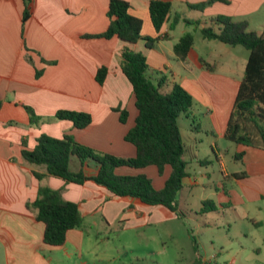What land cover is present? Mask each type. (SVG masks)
Segmentation results:
<instances>
[{
	"label": "crops",
	"instance_id": "0c3cea01",
	"mask_svg": "<svg viewBox=\"0 0 264 264\" xmlns=\"http://www.w3.org/2000/svg\"><path fill=\"white\" fill-rule=\"evenodd\" d=\"M108 1L31 0L29 18L22 23L23 0H0V264H91L92 260L75 262L83 257L85 244L88 250L92 243L104 238V232H99L89 243V227L99 222L110 224L121 220L119 229H123L164 223L179 217L162 205L115 196L92 181L76 184L49 174L39 179L33 172L45 173V167L28 163L21 154L23 147L33 149L37 137L44 133L53 137L69 134L95 150L120 157L135 155L134 145L124 139L137 116L132 86L120 67L121 50L127 43L115 36L108 39L84 36L101 33L107 28ZM126 1L130 4V13L142 19V35L160 37L152 48H147L143 39L127 45L146 56L148 69L156 71L155 79L166 78L164 89H169L170 83L178 82L205 106L215 127L216 139L210 142V147L227 184L222 179L213 184L214 198H201L202 207L205 201H211L213 206L207 209L205 206L202 213L218 211V206L229 208L249 221L255 230H261L258 240L254 238L252 246L246 250V259L249 258L246 264H264V149L236 143L231 157L238 160L242 168L229 170L225 160L229 148L218 144L219 140L226 139L227 121L249 51L243 46L241 49V45L225 44L217 52L218 45L204 39L200 33L198 45L194 37L187 60L182 61L173 52L175 42L171 47L166 42L171 40L169 25L174 19L177 23L173 29L181 22L191 24L194 21H198L200 29L218 14L245 19L250 29L261 32L264 0L215 1L202 9L191 6L206 0H166L170 3V11L158 32L150 19L151 0ZM186 8L199 11L200 16L187 17L184 14ZM253 23L258 26L251 28ZM207 45L217 46V56L213 57V49L204 52L203 47ZM237 57L241 61L239 74H236ZM201 59L214 66L213 70L204 67ZM100 66L107 68L102 84L95 79ZM23 105L32 107L35 114L44 118H53L59 109L86 111L91 122L81 129L63 119L31 124ZM122 109L127 111L124 122L120 120ZM191 109L188 116L195 115ZM194 126L201 130L200 122ZM193 140L198 141L196 137ZM187 151L185 146L184 156ZM184 160L187 175L182 179L180 191L199 185L207 188L204 180L210 177L209 174L203 172L200 178L191 177L188 161L185 157ZM199 161L205 162L204 159ZM76 166L73 171L80 168L79 162ZM118 173H144L151 178L155 188H161L170 167L165 166L162 173L156 166L121 167ZM39 186L59 189L65 200L78 202L86 230H69L62 245L45 244L44 225L35 219L36 210L26 206L36 198ZM190 238L196 260L200 257L198 244L195 238ZM70 249L77 251L75 255Z\"/></svg>",
	"mask_w": 264,
	"mask_h": 264
},
{
	"label": "trees",
	"instance_id": "16d2710c",
	"mask_svg": "<svg viewBox=\"0 0 264 264\" xmlns=\"http://www.w3.org/2000/svg\"><path fill=\"white\" fill-rule=\"evenodd\" d=\"M30 1L23 0L22 23L29 18ZM215 1L228 3L229 0H206L191 7L202 9ZM169 11L168 1H150V19L157 32L167 21ZM106 15L109 23L103 32L84 36L106 39L115 36L127 44L143 39L147 48H152L160 38L142 35V19L130 13V4L126 0H109ZM176 23L177 19H174L169 25L170 29ZM194 24L197 25L198 21H194ZM199 30L204 39L218 40L232 46L241 45L249 51L224 136L237 144L264 149V27L261 32H257L249 28L245 19L218 14ZM193 41L191 33L181 35L173 45L176 57L186 61ZM127 44L121 50L120 67L132 86L137 116L124 139L134 145L135 155L120 157L95 150L76 141L69 134L53 137L44 133L37 137L33 149L23 147L21 154L28 163L45 167V173L33 172L39 179L49 174L76 184L92 181L115 196L129 197L148 205H162L179 216L178 193L187 172L185 146L177 119L181 113L188 116L193 106V96L178 82H172L171 88L164 89L166 78H151L147 72L146 56ZM201 62L204 67L213 70L214 66L202 59ZM106 72L105 66L97 69L95 79L99 84L103 83ZM23 107L31 124L63 119L81 129L91 122V116L86 111L59 109L53 118H44L35 114L32 107ZM126 117L127 111L120 110V120L124 122ZM74 159L79 162L80 168L77 171L70 168ZM91 162L96 167L93 172L87 170ZM147 166H156L159 173H162L165 166L170 167V173L161 188H155L151 178L144 173H118L121 167L142 169ZM207 205L210 208L213 203L205 201L206 209ZM26 206L35 209V219L43 223L45 244L62 245L69 230H86L79 203L65 200L59 189L39 186L36 198L27 202Z\"/></svg>",
	"mask_w": 264,
	"mask_h": 264
},
{
	"label": "rangeland",
	"instance_id": "374dc122",
	"mask_svg": "<svg viewBox=\"0 0 264 264\" xmlns=\"http://www.w3.org/2000/svg\"><path fill=\"white\" fill-rule=\"evenodd\" d=\"M184 14L189 18L200 16L199 11L188 8L185 9ZM197 25L181 22L170 31L172 37L171 40L166 41L168 46L171 47L172 43L187 32L195 37L198 45L200 31ZM255 26L258 25L253 23L251 28ZM212 41L218 45L217 52L220 51L221 45H225L218 40ZM239 47L244 49L242 46ZM215 48L207 45L203 47V50L209 52L213 49L212 54L215 57L217 56ZM240 62V58L237 57L236 74L240 72ZM147 72L156 80V71L148 69ZM171 85L172 83L168 85L169 88ZM191 110L195 115L186 116L185 113H181L177 119L182 140L188 150L184 157L188 161L187 170L191 177L200 178L203 172L209 174L210 177L204 180L208 187L199 185L191 189L186 187L180 191L178 210L183 214L167 222L119 229L122 221L117 220L110 224L99 222L96 226L89 227V243L95 240L99 232L105 233H102L104 238L100 237L98 243H92L88 250L85 249L87 248L85 244L82 251L83 257L80 260L75 259V262L83 263L82 260H92L91 264H246L249 260V258L246 259L248 255L246 250L252 246L255 239L258 240L261 230H255L249 221L240 218L238 213L229 208L223 209L218 206V211L202 213L201 210L205 206L202 207L201 198L213 199V184L221 182V179L225 185L227 183L223 180L219 163L210 147V142L216 139V131L205 111V106L193 97ZM197 122H200L201 130H197L194 126ZM194 137L198 139L197 142L193 140ZM218 144L220 147L226 145L229 148V153L225 157L228 169L242 168L240 162L234 161L231 157L236 143L222 139ZM198 159H204L205 162L201 163ZM76 163L78 164L76 160L72 162L70 166L72 170L77 169ZM95 169L94 162H91L88 171L93 172ZM88 219L89 217L86 219L87 222ZM190 237L195 238L198 244L200 257L196 260ZM74 252L77 251L70 249L72 255H75Z\"/></svg>",
	"mask_w": 264,
	"mask_h": 264
}]
</instances>
